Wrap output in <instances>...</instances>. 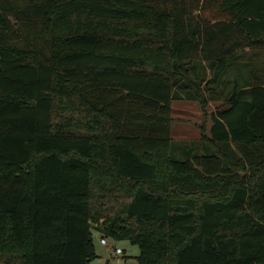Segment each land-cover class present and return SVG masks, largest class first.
Masks as SVG:
<instances>
[{"label":"trees","instance_id":"obj_1","mask_svg":"<svg viewBox=\"0 0 264 264\" xmlns=\"http://www.w3.org/2000/svg\"><path fill=\"white\" fill-rule=\"evenodd\" d=\"M175 99H224L186 157ZM93 227L264 264V0H0V261L89 264Z\"/></svg>","mask_w":264,"mask_h":264},{"label":"rangeland","instance_id":"obj_2","mask_svg":"<svg viewBox=\"0 0 264 264\" xmlns=\"http://www.w3.org/2000/svg\"><path fill=\"white\" fill-rule=\"evenodd\" d=\"M231 69L226 70L221 81L214 84L215 90L225 96L238 81L235 79L238 72H233ZM193 76L198 77L195 72ZM223 102L224 99H213L206 110H203L200 103L195 100L175 99L173 101L172 136L173 151L176 156L186 157L188 150L198 147L203 125L205 124V129L208 130L211 124L210 112ZM92 231L98 255L89 264H137V256L140 253L139 244L132 243L129 239H115L109 236H105L107 243H104L101 241L102 233L95 227ZM114 246L121 247L123 251L116 255Z\"/></svg>","mask_w":264,"mask_h":264},{"label":"built area","instance_id":"obj_3","mask_svg":"<svg viewBox=\"0 0 264 264\" xmlns=\"http://www.w3.org/2000/svg\"><path fill=\"white\" fill-rule=\"evenodd\" d=\"M101 241L104 242V243H107V238L102 236L101 237ZM114 249H115V254L118 255L119 252H122L123 249L121 247H118V246H114Z\"/></svg>","mask_w":264,"mask_h":264},{"label":"water","instance_id":"obj_4","mask_svg":"<svg viewBox=\"0 0 264 264\" xmlns=\"http://www.w3.org/2000/svg\"><path fill=\"white\" fill-rule=\"evenodd\" d=\"M108 263V262H107ZM109 264V263H108Z\"/></svg>","mask_w":264,"mask_h":264},{"label":"crops","instance_id":"obj_5","mask_svg":"<svg viewBox=\"0 0 264 264\" xmlns=\"http://www.w3.org/2000/svg\"><path fill=\"white\" fill-rule=\"evenodd\" d=\"M189 100V99H188Z\"/></svg>","mask_w":264,"mask_h":264}]
</instances>
